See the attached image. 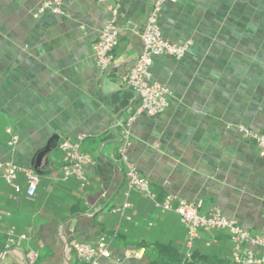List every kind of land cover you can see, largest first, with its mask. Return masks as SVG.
Here are the masks:
<instances>
[{
    "label": "crops",
    "instance_id": "crops-1",
    "mask_svg": "<svg viewBox=\"0 0 264 264\" xmlns=\"http://www.w3.org/2000/svg\"><path fill=\"white\" fill-rule=\"evenodd\" d=\"M43 1L0 0V162L39 175L31 198L21 174L19 192L0 177V264H84L70 244L101 238L110 257L98 264H183L186 230L156 204L166 196L264 236V155L240 131L264 135V0L162 4L164 39L189 48L153 59L149 80L170 90L169 107L134 116L125 148L153 200L128 188L118 156L137 99L115 121L109 95L131 92L121 77L142 50L153 0H60L62 14L40 11ZM114 17V62L101 70L93 46ZM79 136L90 157L84 187L60 172V141ZM232 247L226 231L202 232L188 264H228Z\"/></svg>",
    "mask_w": 264,
    "mask_h": 264
},
{
    "label": "built area",
    "instance_id": "built-area-1",
    "mask_svg": "<svg viewBox=\"0 0 264 264\" xmlns=\"http://www.w3.org/2000/svg\"><path fill=\"white\" fill-rule=\"evenodd\" d=\"M176 1L153 0L150 4L141 33L142 50L131 69L121 77L122 85L134 93L138 104L134 115L120 125L121 146L118 150L119 161L126 168L125 176L128 181V188L137 190L144 197L151 200L154 197L149 189V183L129 163L125 148L129 141V127L134 120V116L140 114L156 116L165 112L169 107L170 90L162 84L150 82L149 68L155 57L167 56L176 60L181 59L189 48V44L175 45L166 41L159 27L158 19L162 4ZM43 10H51L56 14H62L60 0H44L40 8V11ZM113 15L115 16L116 13L114 12ZM126 24L130 25L131 23L127 22ZM120 31L121 26L114 17L100 32L98 40L93 46L94 57L101 70L108 69L114 62L113 50L118 45ZM240 131L244 139L253 143L258 148L260 155L263 156L264 135L245 127L240 128ZM7 132L10 133L9 130ZM16 141L17 137L13 136L10 144H15ZM82 141V136L74 140L64 138L60 141L58 148L63 153V162L60 168L61 180L66 181L74 178L81 187H84L88 184L84 167L90 162V157L81 151L80 145ZM19 174L24 178L27 197H34L39 182L38 173L33 168L0 162V177L15 192H19V188L15 184ZM156 204L161 212L176 214L186 230V251L183 264L191 262L193 242L200 236V233L212 231H226L228 233L233 245L228 256V264H264V236L250 235L246 229L225 218L221 212L214 211L207 215L201 214V201L189 203L184 200H177L174 204L172 196H166L163 201ZM124 207H128V205L125 204ZM70 249L75 258L84 264H98L99 258L110 257V249L102 238L95 246L73 242L70 244ZM35 258V253L29 256L31 262Z\"/></svg>",
    "mask_w": 264,
    "mask_h": 264
},
{
    "label": "water",
    "instance_id": "water-1",
    "mask_svg": "<svg viewBox=\"0 0 264 264\" xmlns=\"http://www.w3.org/2000/svg\"><path fill=\"white\" fill-rule=\"evenodd\" d=\"M110 95V102L114 106L115 121L129 108V100L135 96L131 91L113 92Z\"/></svg>",
    "mask_w": 264,
    "mask_h": 264
},
{
    "label": "trees",
    "instance_id": "trees-1",
    "mask_svg": "<svg viewBox=\"0 0 264 264\" xmlns=\"http://www.w3.org/2000/svg\"><path fill=\"white\" fill-rule=\"evenodd\" d=\"M184 258V257H183Z\"/></svg>",
    "mask_w": 264,
    "mask_h": 264
}]
</instances>
